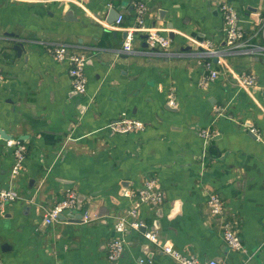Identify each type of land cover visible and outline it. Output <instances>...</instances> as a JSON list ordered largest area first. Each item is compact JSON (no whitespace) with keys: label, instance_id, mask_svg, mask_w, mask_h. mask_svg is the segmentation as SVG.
<instances>
[{"label":"crops","instance_id":"0c3cea01","mask_svg":"<svg viewBox=\"0 0 264 264\" xmlns=\"http://www.w3.org/2000/svg\"><path fill=\"white\" fill-rule=\"evenodd\" d=\"M134 1L146 4L145 24L168 36L172 54L148 49L142 34L133 52L121 51L115 11L120 26L132 24ZM220 1L0 0V188L20 196L0 209L3 264H177L143 230L128 233L117 261L106 256L113 219L131 200L123 193L134 197L150 175L163 200L140 207L148 230L200 261L264 264V54L221 56L223 76L202 84L207 57L197 54L198 42L225 49ZM229 1L247 33L264 23V0ZM18 41L20 55L12 48ZM42 42L85 52V93L72 90L67 63L53 60ZM254 42L264 45V32ZM242 71L256 77L254 87L236 82ZM121 112L144 129L113 132ZM207 127L219 132L211 141L199 135ZM8 140L25 147L16 176ZM69 188L85 196L81 217L87 211L94 219L69 220L81 212L74 211L44 223ZM211 192L225 203L222 217L206 204ZM232 221L244 251L224 242Z\"/></svg>","mask_w":264,"mask_h":264},{"label":"built area","instance_id":"2783aa9c","mask_svg":"<svg viewBox=\"0 0 264 264\" xmlns=\"http://www.w3.org/2000/svg\"><path fill=\"white\" fill-rule=\"evenodd\" d=\"M19 1H34V0H19ZM132 8L134 9V21L130 25L124 27L120 26L123 21V16L119 14L116 18V25L124 30L126 33L122 43L121 51L123 53L133 52V41L136 35L145 34V42L147 48L155 53L172 54L171 52V40L166 34L161 32L158 28L153 26H147L145 24V17L147 14V6L145 3L138 1L132 2ZM219 10L222 15V37L225 43V49L221 50L216 47L215 43L211 39H205L198 42L200 47L197 51L202 57L205 58L203 62L205 69L208 71L202 77V84L205 86L210 81L218 79L223 76L220 67L224 65L221 56L227 54H264V45L254 42L256 34L260 31L264 32V23L257 31H251L247 33L240 24L239 10L229 0H221L219 4ZM45 50L49 53L53 60L57 62H65L68 65L67 72L70 79L72 90L77 94H83L87 87V77L85 74V65L87 57L83 51H73L70 49V45L62 42H42ZM198 48V47H197ZM216 58V61H212ZM2 73L0 70V79ZM234 78L237 83L244 87H254L256 83V77L245 71L235 72ZM166 102L169 106L173 107L177 105L174 91H170L167 94ZM113 132L127 133L132 130L141 131L144 129V123L141 120L135 119L129 116L126 112H121L118 119L111 122L109 125ZM219 132L212 128H203L199 131V135L211 141ZM7 146L13 148L14 162L11 167V175L16 176L24 170L25 160V147L22 143L14 140H8ZM22 144V145H21ZM157 180L154 176H148L145 178L143 185L138 189L133 197V193L129 194L124 192L125 196H130L131 200L128 206L123 210V213L113 219V232L116 236L111 238L106 245V256L109 261H117L125 249L128 233L132 230H143V237L149 244L155 246L161 250L162 253L170 256L177 264H221L216 259H207L206 261H200L194 255H187L178 249L174 248L169 241L165 238H161L153 230H148L146 223L140 218V207L143 204L156 206L162 203L163 194L156 187ZM18 191L13 187L0 188V209H3L8 203L13 202L19 198ZM77 191L75 189H67L64 197L54 203V205L44 214L43 222L52 223L59 219L60 214H71L77 211ZM206 204L213 215L224 216L226 206L224 201L217 193H209L206 197ZM83 207L80 210L82 213ZM82 221L88 222L94 219L91 215L85 211L81 217ZM223 239L227 247L236 251H244V246L241 241L239 233L233 226V221L226 223L223 230ZM0 264H3L0 257Z\"/></svg>","mask_w":264,"mask_h":264},{"label":"water","instance_id":"95a60500","mask_svg":"<svg viewBox=\"0 0 264 264\" xmlns=\"http://www.w3.org/2000/svg\"><path fill=\"white\" fill-rule=\"evenodd\" d=\"M115 12H116V16H118L119 13L117 11H115ZM168 26L169 27H172V23H170ZM8 34H9V36H12V37L16 36L14 33H8ZM124 35H126L125 32H124ZM142 36L144 38H146V35L145 34H143ZM23 44L24 43L21 42V41L14 42L13 45H12V48L14 50H16L17 53L20 55L22 53V51H23ZM145 45L147 46V43L146 42H145ZM213 60L216 61V58H214ZM84 197L85 196H83V195H78V197H77V208H76L77 211H80L82 209ZM77 213L78 214L76 215L75 218L73 216V218H70L69 220H73V221L81 220V219H79L81 217V213H79V212H77ZM64 217H65L64 214H60L59 215V218H64ZM140 230H145V228H141Z\"/></svg>","mask_w":264,"mask_h":264}]
</instances>
